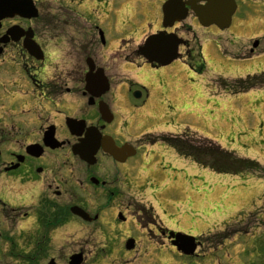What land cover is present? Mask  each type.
<instances>
[{"label": "flooded vegetation", "instance_id": "flooded-vegetation-1", "mask_svg": "<svg viewBox=\"0 0 264 264\" xmlns=\"http://www.w3.org/2000/svg\"><path fill=\"white\" fill-rule=\"evenodd\" d=\"M167 1L63 0L66 18L62 24L68 29L64 34L71 38L65 41L64 64L52 66L60 74L49 79H37L30 72H47L46 63L54 54L39 36L41 29L54 23L52 1L33 0L39 12L36 18L0 20V59L8 55L33 63L22 64L31 79L29 89L10 95L0 89V99H8L9 104L3 108L14 112L9 117L0 115V264H104L106 258H113L114 250L117 255L124 254L120 264H246L245 247L231 246V253L226 247L220 257L214 251L223 250L226 240L219 242L213 236L182 229L177 215L161 208L163 193L156 192L160 186H154L151 193L132 192L134 157L119 162L102 150L103 139L111 137L118 147L133 145L139 154L144 143L141 138L133 140V130L164 117L165 102L152 108L143 85L130 88L132 96L135 91L142 92L141 106L122 101L112 93L113 85L103 96H92L86 91L91 63L103 68L110 78V72L119 67L155 72L178 67L197 73L206 70L211 49L205 31L213 26H202L194 8L207 6L208 1ZM38 23L45 27L40 29ZM10 30L15 31L14 37L8 34ZM79 30L84 33L78 35ZM109 31L118 36L114 47L108 44ZM26 39L37 50L26 46ZM41 50L44 60H37L35 54ZM172 54L179 55L169 64L155 57ZM164 93L169 95L168 90ZM102 100L109 106L104 116ZM88 132L99 137L101 147L94 165L73 154L74 145ZM48 138L52 141L47 145ZM33 145L37 147L30 154ZM103 159L110 165H103ZM90 188L96 192L90 198L83 195L78 204L75 189ZM73 206L83 215L75 213ZM179 232L197 237L194 256L185 255L173 244ZM95 240L104 243L91 257L89 248ZM108 244L113 246L110 250ZM117 247L122 253L118 254ZM102 249L108 252L98 258ZM249 264L258 263L252 260Z\"/></svg>", "mask_w": 264, "mask_h": 264}, {"label": "rangeland", "instance_id": "rangeland-1", "mask_svg": "<svg viewBox=\"0 0 264 264\" xmlns=\"http://www.w3.org/2000/svg\"><path fill=\"white\" fill-rule=\"evenodd\" d=\"M51 1L53 15L60 18V21L59 24L54 23L57 28H50V31H43L41 28L45 25L40 28V23L37 24L41 29L39 36L47 44L50 52L54 53L51 54L50 62L46 63L49 65L47 72H35L34 70L30 72L37 79L43 77L49 79L50 76L60 74L53 71L52 66L64 64L67 50L65 41L71 38L64 34L68 29H65L62 24L66 18L63 0ZM236 2L238 9L230 28L221 31L212 27L205 31L209 38L206 43L211 49L209 55L212 56L206 60L205 72L197 73L184 67L158 72L119 67L117 71L110 72V74L113 79L112 85L115 84L112 93H115L122 101L127 99L129 104L136 106H141L144 102V100H136L131 95L130 88L133 89V86L131 82L124 79L126 76L130 81H136L147 88L152 108L162 106L165 102V107L163 106L161 110L165 112L164 118L159 119V122L147 121L145 123L147 130L144 134L148 135L143 136L142 142L147 145L141 148L140 154L132 161L134 182L132 192L151 193L150 183L159 184L161 187L159 192L163 193L160 198L161 208L175 213L182 229L199 235L221 233L224 230L231 231L228 232L229 243L234 241L235 244L230 245L227 242L229 252L232 251L231 246L246 247L244 257L245 261H248L246 264H249V259L263 264L264 178L256 175L260 172L240 175L218 173L204 169L191 160L176 156L174 152L167 156L170 148L165 145L160 144V146L157 143L152 146L150 144L161 133L182 134L189 130L196 133L198 138L200 136L206 138L221 145L224 149L233 151L239 157L257 160L264 167V88L232 94L216 87L218 86L216 81L221 80L220 77L234 80L264 72V0L245 3L236 0ZM74 22H79L77 17ZM82 24L79 22L78 25L82 26ZM76 32L78 35L84 33L81 30ZM77 34L72 33L71 36L78 40ZM107 38L108 44L114 47L118 36L109 31ZM255 38L261 41L260 48L255 51L257 53L249 59H241L250 55L249 50L252 45L249 41ZM105 52L107 54L110 52L109 46ZM4 58H1L3 63L0 64V89L9 95L13 92L19 93L22 89H29L32 84L22 64L25 65L24 63L28 62L32 66V61L23 62L21 57L7 55L4 62ZM212 81L214 85L211 84ZM167 90L169 95L164 93ZM0 105L8 107V99H0ZM2 114L9 117L13 116L14 112L7 111L1 106L0 115ZM143 131L142 128H135L133 140L140 138ZM195 143L198 144L197 141ZM155 152L160 158L164 154L165 158L162 160L154 156L151 160ZM160 160L164 164H169L168 161L171 160L175 167L170 170L165 169L164 166L161 167ZM108 162L103 159V165ZM76 165L79 166V164ZM261 174L264 176V171ZM77 189L75 192L79 195L76 200L78 204L83 195L90 198L96 192L94 188L85 191ZM168 190L170 195L164 196ZM91 204H93L92 201ZM244 215L247 216L243 219L239 217ZM240 218L242 222L237 223ZM229 223L231 226L226 229L225 226ZM235 229H240L241 233L233 235L232 231ZM86 235L87 241L91 242L88 232ZM215 240L220 241L217 238ZM103 243L104 241L101 244ZM101 244L95 240V244L89 248L91 257ZM216 246L218 244H215ZM112 247L109 245V250ZM225 250L226 247L223 251ZM106 252H108L107 249L98 251V258H103ZM119 253H122L121 249ZM113 255V258H106L104 264L122 263L119 260L124 254L117 255L114 250ZM218 255L222 257L223 252Z\"/></svg>", "mask_w": 264, "mask_h": 264}, {"label": "water", "instance_id": "water-1", "mask_svg": "<svg viewBox=\"0 0 264 264\" xmlns=\"http://www.w3.org/2000/svg\"><path fill=\"white\" fill-rule=\"evenodd\" d=\"M198 13L200 22L205 25L209 26L211 24L218 25L221 29L228 28L232 22V16L236 11V2L235 0H209V5L199 10ZM15 15H21L22 17L33 18L38 16L37 9L32 4V1L28 0H0V19L6 17H14ZM8 34H11L13 37L15 35L14 30H10ZM258 44L255 43V46ZM31 48H34L31 44ZM166 56V55H165ZM37 58L41 59L43 56L40 54L36 56ZM163 63H169L173 59L176 58L175 55H169L167 57H162ZM89 64L91 63L92 59H88ZM95 66L91 63L90 71L86 75L87 90L90 92H94L96 90H100L98 95H101L108 91L109 89V81L108 78L105 76L103 69H98L94 72ZM136 97H140V94H136ZM103 105V104H102ZM104 112L105 109L102 108ZM96 140L88 136L83 143L80 145H76L73 148L75 154L79 155L83 160L94 163L96 161L95 154L97 152L98 146L95 144ZM106 152L113 155L116 159L124 161L126 159V151H129L128 156L134 155L136 152L133 148L123 147L117 148L115 145L111 147L104 148ZM33 153V152H32ZM96 181V180H95ZM72 210L75 213L83 215V211L79 207H73ZM177 241L175 242L176 245L179 247L180 250H183L187 254H191L194 252L196 248V244L194 243L195 237L181 234L179 233L177 236ZM181 242L182 245H180Z\"/></svg>", "mask_w": 264, "mask_h": 264}, {"label": "trees", "instance_id": "trees-1", "mask_svg": "<svg viewBox=\"0 0 264 264\" xmlns=\"http://www.w3.org/2000/svg\"><path fill=\"white\" fill-rule=\"evenodd\" d=\"M223 86L229 92L240 93L255 87H264V73L247 76L244 79L224 81ZM166 144L174 147L176 151L187 158H191L203 167H208L219 173L242 174L245 172L257 173L262 177L264 168L256 160L244 159L236 156L233 152L222 149L209 140H193L182 138L175 140L167 136L160 137Z\"/></svg>", "mask_w": 264, "mask_h": 264}]
</instances>
